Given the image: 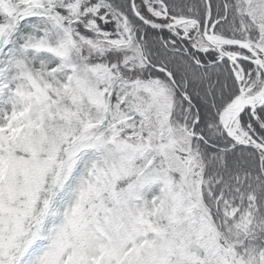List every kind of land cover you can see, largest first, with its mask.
<instances>
[{
    "label": "snow or ice",
    "instance_id": "1",
    "mask_svg": "<svg viewBox=\"0 0 264 264\" xmlns=\"http://www.w3.org/2000/svg\"><path fill=\"white\" fill-rule=\"evenodd\" d=\"M0 264H264V0H0Z\"/></svg>",
    "mask_w": 264,
    "mask_h": 264
}]
</instances>
